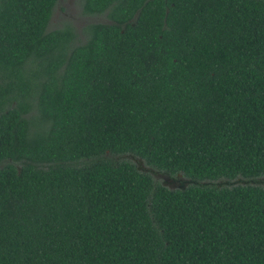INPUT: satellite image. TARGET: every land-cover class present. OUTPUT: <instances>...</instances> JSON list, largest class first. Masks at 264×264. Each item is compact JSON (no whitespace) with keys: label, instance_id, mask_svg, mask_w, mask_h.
<instances>
[{"label":"trees","instance_id":"1","mask_svg":"<svg viewBox=\"0 0 264 264\" xmlns=\"http://www.w3.org/2000/svg\"><path fill=\"white\" fill-rule=\"evenodd\" d=\"M55 2L0 0V264H264V0Z\"/></svg>","mask_w":264,"mask_h":264},{"label":"rangeland","instance_id":"2","mask_svg":"<svg viewBox=\"0 0 264 264\" xmlns=\"http://www.w3.org/2000/svg\"><path fill=\"white\" fill-rule=\"evenodd\" d=\"M78 0H56L51 16L47 25V29L60 27L64 22L69 23L78 33L82 27L91 22H105L102 16L82 15L79 11ZM115 159L126 158L132 161L138 170L149 173L155 180L161 182L168 188L183 187L188 183V180L180 175L169 177L162 172H158L146 165L140 159L130 155L115 156ZM252 183H257L264 186V177L254 180H248Z\"/></svg>","mask_w":264,"mask_h":264}]
</instances>
